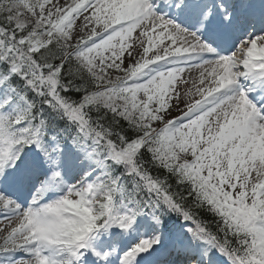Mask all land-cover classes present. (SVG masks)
Listing matches in <instances>:
<instances>
[{
	"label": "snow or ice",
	"instance_id": "obj_1",
	"mask_svg": "<svg viewBox=\"0 0 264 264\" xmlns=\"http://www.w3.org/2000/svg\"><path fill=\"white\" fill-rule=\"evenodd\" d=\"M0 264H264V0H0Z\"/></svg>",
	"mask_w": 264,
	"mask_h": 264
}]
</instances>
